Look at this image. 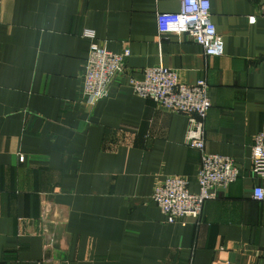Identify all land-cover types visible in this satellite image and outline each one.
<instances>
[{"label": "crops", "instance_id": "0c3cea01", "mask_svg": "<svg viewBox=\"0 0 264 264\" xmlns=\"http://www.w3.org/2000/svg\"><path fill=\"white\" fill-rule=\"evenodd\" d=\"M179 0H0V264H264V199L252 146L264 120V0H211L224 40L206 56L162 34ZM130 50L108 96L84 94L92 39ZM163 65L207 80L205 153L240 176L199 219L169 222L153 198L168 176L199 191L201 150L188 118L137 95L132 78Z\"/></svg>", "mask_w": 264, "mask_h": 264}, {"label": "built area", "instance_id": "2783aa9c", "mask_svg": "<svg viewBox=\"0 0 264 264\" xmlns=\"http://www.w3.org/2000/svg\"><path fill=\"white\" fill-rule=\"evenodd\" d=\"M180 10L158 15V29L162 34H187L203 47L206 56H221L224 40L212 20L211 0H179ZM92 39L84 73V94L96 103L110 93L113 80L123 71L130 50L116 53ZM138 96L157 103L166 110L185 114L188 126L185 143L203 152L198 174L199 191L192 192L189 182L181 176H168L158 184L153 198L169 222L191 217L199 219L208 200L215 199L219 189H226L241 173L236 161L222 154L205 153L206 119L212 107L209 84L199 79L193 84L181 82L176 70L163 65L144 70L141 79L132 78ZM253 175L262 184L255 187L254 197L264 199V120L253 146Z\"/></svg>", "mask_w": 264, "mask_h": 264}]
</instances>
